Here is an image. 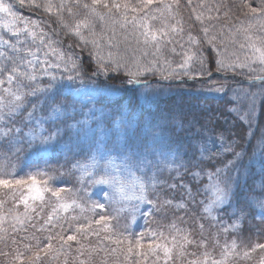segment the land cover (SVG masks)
Listing matches in <instances>:
<instances>
[{
  "label": "snow or ice",
  "instance_id": "obj_1",
  "mask_svg": "<svg viewBox=\"0 0 264 264\" xmlns=\"http://www.w3.org/2000/svg\"><path fill=\"white\" fill-rule=\"evenodd\" d=\"M180 2L139 0L138 5H133L128 0H0V152L5 153L0 155V243L10 241L16 245L18 240H36L34 245L25 244L23 252L17 250L14 259L20 264L25 259L29 264H42L41 253L56 259L73 244L78 257H82L79 264H96L93 254L97 248L106 255L119 253L129 264H144L149 256L155 258L156 264L161 260L163 264H175L177 257L182 261L187 257V264H234L237 259L251 258L257 250L264 251V243L248 245L242 238L246 220L264 223V196L238 197L242 176L250 172L257 157L264 172V0H237L227 6L223 15L231 20L228 40L242 53L234 52L231 57L217 47L216 26L205 25V5H193L192 0H187L186 7L192 9L201 24L202 35H194L191 30L185 31ZM17 5L55 15L56 24L66 35L85 47L91 43L93 49L99 47L98 24L112 33L109 48L117 47L112 38L118 26L126 33L125 42L136 45L132 50L133 67H129L127 57L117 54L113 58L110 51L105 58L97 51L93 57L98 59L97 70L87 69L92 76L86 77L82 62L54 47L58 42L44 30L42 22L25 18ZM197 7L202 10L197 12ZM206 10L207 20L220 19L219 6L215 17L211 15L212 8ZM44 49L47 51L41 56ZM137 50L141 51L139 58H135ZM99 72L106 76L123 74L126 83L143 89L149 100L160 81L206 77L203 83L207 90L227 97L228 103L223 112L209 111L186 122L174 118L137 130L132 120L120 115L106 126L94 107L83 112L85 98L94 102L101 90L98 85L90 87L86 80L95 85L92 77ZM148 77L158 80L153 83ZM44 78L47 83H40ZM78 112L83 119H76ZM226 125L246 128V146ZM180 131L190 140L183 151L171 140L172 133ZM73 139L79 152L68 174L72 170L78 173L81 187L54 186L57 170L48 166L49 158L62 153L67 161L68 153L73 151L69 141ZM248 147L252 153L245 164ZM22 152L28 154L33 166L26 164L17 171L13 157L19 160ZM89 188L99 189L107 203L93 200L94 193ZM9 199L12 206L5 209ZM113 204L119 205L114 208L115 216L86 218L75 231L69 228L67 234L59 222L61 213L79 209L95 216L97 210L105 213ZM20 205L23 213L18 211ZM49 205L51 211L45 220L44 208ZM169 208L182 211L184 216H175L163 227L147 233L129 231L138 215L154 217ZM37 217L43 220L39 227ZM121 217L125 226L118 231L111 221L117 220L118 224ZM71 219L79 218L73 215ZM26 225L37 232L47 230L45 242L35 236L17 237L22 229L27 231ZM57 227L61 231L53 232ZM256 228L258 231L259 226ZM101 233L105 235L97 247L82 242L89 235L101 237ZM146 235L151 238L148 243ZM104 241L116 247L108 248ZM100 264H107V260ZM259 264H264V257Z\"/></svg>",
  "mask_w": 264,
  "mask_h": 264
},
{
  "label": "trees",
  "instance_id": "obj_2",
  "mask_svg": "<svg viewBox=\"0 0 264 264\" xmlns=\"http://www.w3.org/2000/svg\"><path fill=\"white\" fill-rule=\"evenodd\" d=\"M133 5H138L139 0H128ZM15 2V0H14ZM38 3L42 2V0H37ZM55 2H59V0H55ZM172 2V0H169ZM237 2V0H192L193 5H199L203 3L205 5V25H215L216 34L220 33L221 37L217 41V47H219L220 52L225 56H232L235 52L236 54L242 53L238 49V46L233 45L228 40V25H230L231 20H226L224 18V12L227 10V6L229 4H233ZM187 0H181L180 2V14L183 17L185 24V31L191 30V32L195 34L198 33V29H200L201 24L200 22L196 21L194 17L191 16L192 9L186 7ZM222 5V6H221ZM219 6V13L220 19L216 20L213 19L212 21L207 20L208 12L206 9L212 8L213 11L211 15L213 17L216 16L215 9ZM19 12L23 14V16H27L34 20H39L42 22V26L45 30H47L50 34H59L61 39V46L64 51L72 55L74 58L78 59V62H82L83 67L86 71V77L92 76L91 71H87V69L91 68L93 71L97 70V62L94 61L93 57L84 45L79 44L78 40L73 37L66 35L63 29H60L56 24V17L55 15H49L48 13L43 12L42 10H34L27 6L19 7L17 5ZM191 9V11H190ZM202 9L197 7L196 11L199 12ZM235 9H233V12ZM193 15V14H192ZM234 18V16H233ZM208 22H212V24H208ZM221 26L223 27V31L221 32ZM200 35V34H199ZM179 39V37H177ZM186 39V37H185ZM72 44V47L69 48L68 45ZM170 47V46H169ZM205 50L208 51L207 45L204 46ZM214 56L215 53L212 52ZM169 59H172L171 55L169 54ZM178 59V58H176ZM198 67V66H196ZM195 71V67L192 69ZM121 73H123V69H121ZM150 82L155 83L158 78L157 77H148L147 78ZM205 78L197 77L196 79H189L188 77H183V81L179 78L174 79L172 81H160L158 87H156L155 91L156 94L151 96V99H147L143 94V89H137L133 85H129L126 83L127 77L123 74L115 75L109 73L106 76L103 72H99L97 76H93L92 80L95 81L97 84L109 86L116 88L121 91V97L117 99L107 100L105 102H95V103H88L86 107L83 108V112L87 113L88 108L94 107L99 109L103 114L102 118L106 126H110L112 121L116 119L119 115L127 114V116L133 121V123L137 126V130L140 128H144V126L150 120H158L161 123L168 122L175 119L183 118L186 121L190 120L193 116L202 117L206 115L209 111L212 113L223 112L225 107L228 103L227 97L211 93L207 90V86L203 83ZM229 88L232 87L231 82H229ZM42 98V97H41ZM69 102L71 101L70 97H68ZM78 109H80V104H77ZM106 111V114L104 112ZM39 115V113H37ZM83 115L79 112L76 115V119H83ZM261 121L264 123V114L261 115ZM201 123L203 120L201 119ZM96 121L92 122V126L95 127ZM226 128H231L230 125H226ZM195 127L192 128V132H195ZM231 131L235 133L236 136L240 137L239 143L242 146H246V142L244 141L243 137L246 132V128L241 125H237L234 128H231ZM259 135V134H257ZM171 140L177 146H181V151L184 148L189 147L190 140L187 138L186 133L180 131L178 133L173 132L171 135ZM69 144L71 145L73 151L68 153V159L65 160V157L53 154L49 158V167L51 169L57 170L56 179L54 181V186L65 187L66 189H79L81 184L76 180L73 174H68L70 172V167L72 163L77 159L76 153L79 152V149L75 147V140H70ZM252 144H256V140H252ZM82 147H84L82 145ZM189 151L191 149L189 148ZM248 155L245 156V164L248 163V157L251 156L252 148L248 147L247 149ZM4 152H0V155H4ZM257 161L253 162L250 166V172L246 176H242L240 181V187L238 189V197L240 199L245 198H252V196L261 197L264 196V172L261 171V165ZM13 163L16 165V170L19 171L20 168L25 167L28 164L29 167H32V163L30 158L26 152L20 153L19 160H16L13 157ZM44 166L43 164L41 165ZM27 170V169H25ZM59 172H64V175H59ZM246 181V183H245ZM64 195V194H62ZM0 198H3V193L0 192ZM177 200L179 199V194H177ZM54 199V198H53ZM93 199V198H92ZM102 200V199H101ZM105 202L106 201H101ZM12 206V202L9 199L5 204V209ZM119 207L118 204H113L108 207L107 212L100 213L97 210V214L93 216L91 211L85 210L84 212H80L79 209L70 210L68 213H61L60 224L64 226V232L67 234L69 228L72 231H75V227L79 223H85L86 218H98L100 214L104 215H113L115 216L116 213L114 208ZM20 213H23V205H20L18 210ZM51 211V206H46L44 208V219H47V214ZM76 215L79 219L72 220L71 216ZM175 216H184L182 211L175 212L174 209H167L166 211L158 212L155 214L154 217H140L138 225L131 224L129 225V231L134 233H139L141 231L147 233L150 229H157L166 225L170 220L174 219ZM147 221V222H146ZM36 226L39 227L43 220L37 217ZM56 223V221H53ZM207 223V222H206ZM112 225H117L118 231H123L125 226V221L121 217L119 219V223L117 224V220L111 221ZM188 225H184L187 227ZM256 226H259L257 231ZM5 228H8V224L4 225ZM27 231L23 229L18 232L16 235L17 237L21 236H28L37 237L42 243L45 242V238L49 235L47 230L43 232H37L34 228L30 225L25 226ZM93 227H97L93 225ZM53 232L61 231L60 228H53ZM215 231V229H213ZM105 235L101 233V237H97L95 235H89L87 239H84L82 242L86 246L97 247L100 243V239ZM79 238V237H78ZM199 238V237H197ZM242 238L245 244L251 245L254 243H264V223H261L259 219L256 220H246L244 223V227L242 229ZM145 243L150 242L151 238L149 236H145ZM27 243H32L33 245L36 243V240H24L17 242L16 245H13L10 241L7 243H0V264H20L19 261H16L15 255L17 250L23 252L24 245ZM221 243H223V236L221 237ZM108 248L116 247L115 245L109 244L108 241L103 242ZM54 246L58 247V245L54 242ZM75 244L71 248H67L65 252L57 255L56 259H53L51 255L45 257L43 253H41L42 257V264H79V260L82 257H78L76 252ZM242 250V249H241ZM196 251H200V249H196ZM219 249L216 250V254H219ZM96 260V264H100V262L104 259L107 260V264H129L128 261L124 260L123 255L116 253L112 255H106L105 252H100L97 248V253L93 254ZM264 257V251L257 250L256 252L252 253L251 258L249 259H237L234 261V264H259L260 259ZM138 259V258H137ZM24 264H29V261L25 259ZM144 264H156L155 258L149 256L147 261ZM159 264H163L161 260ZM171 264V262H170ZM175 264H187V257L183 259V261L177 257L175 259Z\"/></svg>",
  "mask_w": 264,
  "mask_h": 264
},
{
  "label": "rangeland",
  "instance_id": "obj_3",
  "mask_svg": "<svg viewBox=\"0 0 264 264\" xmlns=\"http://www.w3.org/2000/svg\"><path fill=\"white\" fill-rule=\"evenodd\" d=\"M84 2H90V0H81V3H84ZM121 2H123V0H121ZM128 3H130V2L128 1ZM152 7L154 8L155 5H153ZM190 11H191V9H190ZM191 16L194 17V15H192V14H191ZM24 17L25 18H29L27 16H24ZM32 20H34V19H32ZM208 24H212V22H208ZM200 29H201V27H200ZM200 29H198V33L200 35H202ZM45 31L47 32V30H45ZM97 34H98L97 35V39L99 41V47L97 49H93V46L91 45V43H89L86 46V49L88 50V53H90L92 57H94L95 52L98 51L101 56L107 58L108 53L111 51L112 54H113V58H116L117 57V54H119V56L127 57L128 58V61H129V67L130 68L133 67V63H132V61H133V51L132 50L136 48V45L134 43H126L125 42L124 35L126 33H123L119 29L118 26L116 27L115 36L112 38V43L114 45H117V47H112V48H109L108 47V39H109V37L112 36V33H111V31L108 28L104 27L102 24H98V26H97ZM48 35L53 40H55V41L58 42L57 44L54 45V47H57L58 49L64 51V49L61 46L60 35L58 33L57 34H50V33H48ZM220 37H221V35L218 32V40L220 39ZM43 51H47V49L42 50V52L40 53L41 56L43 55ZM64 53H65V56L66 57L69 55L65 51H64ZM140 56H141V51L140 50H137L136 53H135V58H139ZM227 57H230V56H227ZM49 59L50 60H55V57H51L50 56ZM94 61H96L98 63V59H94ZM49 71L57 72L59 70H57V69H49ZM39 74L40 73H39V70H38L37 71V75L39 76ZM39 82L40 83H43V84H46L47 83V78H44L42 81H39ZM86 83H88L90 87H95V86L98 85V86H100V89H101L100 92L96 95L94 102H89V101H87V98H85L86 104H88V103H95V102H105L107 100L117 99V98L121 97V95H122L121 91L118 90V89H116V88L109 87V86H104V85H100V84H97L96 82H95V85H93L91 81H87V80H86ZM69 97H70V99H72L71 96H69ZM77 108H78V106H77ZM97 110H98L97 111V115L98 116H101V114H103V113L99 109H97ZM104 114H106V111L104 112ZM122 115L127 116V114H122ZM119 116L116 119H118ZM127 118L130 119L128 116H127ZM157 123H161V122H159L156 119L155 120H150L144 126V128H150L151 126H153V125H155ZM57 154L58 155H61L62 153H57ZM61 156L64 157V155H61ZM71 169H72V165L70 167V170ZM72 174L74 175V177L78 181L79 174L78 173H75L74 170H72ZM165 176L167 177V174H165ZM83 179L84 180H87V177L85 176ZM89 191H91L92 193H94V195L92 196L93 200L103 201L102 194L99 191V189H97V188H89ZM140 217L143 218V216H139L138 215L137 216V219H136V222H135V225H138V223H140V222H138Z\"/></svg>",
  "mask_w": 264,
  "mask_h": 264
}]
</instances>
